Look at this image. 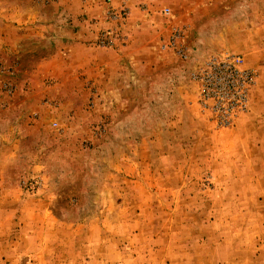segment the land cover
Instances as JSON below:
<instances>
[{
  "label": "rangeland",
  "instance_id": "1",
  "mask_svg": "<svg viewBox=\"0 0 264 264\" xmlns=\"http://www.w3.org/2000/svg\"><path fill=\"white\" fill-rule=\"evenodd\" d=\"M0 264H264V0H0Z\"/></svg>",
  "mask_w": 264,
  "mask_h": 264
},
{
  "label": "built area",
  "instance_id": "2",
  "mask_svg": "<svg viewBox=\"0 0 264 264\" xmlns=\"http://www.w3.org/2000/svg\"><path fill=\"white\" fill-rule=\"evenodd\" d=\"M110 12H111V14H110ZM108 11L107 12V14L108 15H110V17H113V18H115V19H118V18H122L123 17V14H114V13H112V11ZM108 36H110V33L109 32H107L103 37H102V39L101 40H99V45L100 46H103V47H110L111 46V37H108Z\"/></svg>",
  "mask_w": 264,
  "mask_h": 264
},
{
  "label": "crops",
  "instance_id": "3",
  "mask_svg": "<svg viewBox=\"0 0 264 264\" xmlns=\"http://www.w3.org/2000/svg\"><path fill=\"white\" fill-rule=\"evenodd\" d=\"M103 14H104V16H105V11H103ZM97 26H98V25H97ZM97 26H96V27H97ZM103 27H105V26H103ZM91 28H92V27H91ZM97 36H98V34H97V33L94 34V32H93V34L91 35V38L94 39V41H96Z\"/></svg>",
  "mask_w": 264,
  "mask_h": 264
}]
</instances>
